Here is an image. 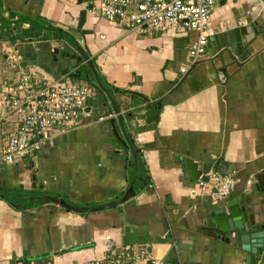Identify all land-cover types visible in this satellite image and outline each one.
<instances>
[{"label":"crops","instance_id":"0c3cea01","mask_svg":"<svg viewBox=\"0 0 264 264\" xmlns=\"http://www.w3.org/2000/svg\"><path fill=\"white\" fill-rule=\"evenodd\" d=\"M97 5L98 0H0V25L8 13L13 20L39 18L74 44L54 36L14 44L0 38V59L8 49L14 52L2 63L4 77L31 72L42 87L67 75L91 88L93 113L51 135L30 161L0 166V264H87L120 250L132 256L139 249L148 251V260L126 258V264H264V253L251 263L233 241H219L206 225L224 204L256 191L264 195V35L250 32L236 56L227 50L212 57L206 53L189 65L193 32L138 34L105 22ZM258 18L264 22L262 0H229L212 10L209 23L218 31L248 27ZM8 27L12 31L13 25ZM76 48L95 77L83 60L71 59L78 57ZM181 68H187L184 76ZM75 72H87V81L74 79ZM97 75L121 93L100 90ZM110 100L141 153L148 186L132 188L121 205L102 211L70 212L36 201L56 198L83 208L125 195L131 186L130 155L113 131L117 122L113 128L109 124L115 120ZM157 106L154 123L146 125ZM146 107H154L152 115ZM1 110L0 103V116ZM128 113L129 121L124 120ZM107 115L111 119L96 122ZM16 119L0 117V144L14 131ZM185 159L200 164L202 176L216 166L225 171L226 196L214 198L208 186L184 178Z\"/></svg>","mask_w":264,"mask_h":264},{"label":"built area","instance_id":"2783aa9c","mask_svg":"<svg viewBox=\"0 0 264 264\" xmlns=\"http://www.w3.org/2000/svg\"><path fill=\"white\" fill-rule=\"evenodd\" d=\"M229 0H98L95 11L101 19L112 25H120L138 34L154 31H190L196 35L195 43L188 50L189 65L206 55V44L214 33L210 26L212 10L220 2ZM13 49L3 52L0 59L1 118L17 115L15 129L0 144V166L30 161L53 134H62L79 119L93 116L92 90L65 75L55 82L38 87L34 73L18 72L15 79L4 77L2 71ZM2 58V57H1ZM3 63V65H2ZM13 71L14 65L10 66ZM187 68L179 70L184 76ZM111 115L97 116L96 122L111 119ZM210 196L220 199L226 196L230 185L227 173L213 172L207 177ZM199 181V180H198ZM145 249L135 250L133 255L120 250L101 260L87 264H126L125 259L148 260ZM148 264H158L153 261Z\"/></svg>","mask_w":264,"mask_h":264},{"label":"water","instance_id":"95a60500","mask_svg":"<svg viewBox=\"0 0 264 264\" xmlns=\"http://www.w3.org/2000/svg\"><path fill=\"white\" fill-rule=\"evenodd\" d=\"M262 1L264 3V0ZM223 4V2H220L219 6H222ZM251 25L254 26L255 22H252ZM257 30L258 29L248 26L232 27L227 30L219 29L218 31H214L213 35L207 40L206 53L209 57H212L216 54L222 53L224 50H227L232 55L236 56V54L240 53V51L243 49L245 44L244 41L246 40L247 35L250 32L256 34ZM5 39H8V37ZM76 52L78 57L76 58L75 56H71V59H75L77 62L83 60V63L91 70L93 76L95 77L89 60L78 48H76ZM244 53H249V50L246 49ZM65 57H67V54H65ZM240 59H242V56ZM79 74L80 72H75L72 74V76L78 77ZM97 86L100 90H102L98 82ZM103 93L106 94L105 92ZM110 105L112 107L113 114L115 115V120H110L109 124L113 128V121L117 122L123 142L127 144L128 140L123 128L122 118L118 114L117 108L111 100ZM158 111L159 110L157 106L156 111L153 113V118L145 121L146 125L154 123V117L158 115ZM129 155L134 165V152L130 151ZM182 167L184 168V178L190 181L199 180L202 183H207L208 178L201 175L200 164L194 163L190 159H185L182 160ZM34 180L35 174L32 173L30 177L32 188L34 187ZM259 194V191H256V193L246 194L247 197L241 201H239L237 198L235 202L232 201L224 204L223 207L218 208V211L212 215L206 223L207 227H209V230L214 235H217V239L219 241L224 243L233 241L234 247L245 253L247 261H251V263H253L254 257L261 258L262 254L264 253V195L259 197ZM132 195L133 190L130 186L127 188L125 195L118 202L83 208L69 206L56 198H36V201L50 203L70 212L102 211L121 205ZM257 205L261 207H258ZM248 207H250V210Z\"/></svg>","mask_w":264,"mask_h":264},{"label":"trees","instance_id":"16d2710c","mask_svg":"<svg viewBox=\"0 0 264 264\" xmlns=\"http://www.w3.org/2000/svg\"><path fill=\"white\" fill-rule=\"evenodd\" d=\"M13 18L14 17L12 13H8V17L2 20L1 25H0V38L1 39H3L4 37H8L9 41L11 39H14L15 41H18L19 43H24V42H31V41L49 40L53 36L55 39V37L58 36L56 38L64 39L65 41L69 42L68 44L74 45L73 39L67 38L66 33H63L61 30H58V29H49L45 27L43 24V20L39 18H35V19H28V18L17 19L16 18L14 20ZM9 24L13 25L12 31L9 30V27H8ZM23 24H27L28 26L26 28H22ZM88 76L89 75L86 72V73L80 74L78 77L74 76V79L87 81ZM97 81L100 83L101 87L108 95H111V94L119 95V93H121L118 90H110L109 88H107L103 79L98 75H97ZM93 86L96 88L95 85ZM145 109H147L146 112L148 114L150 113V115H152L154 111V107H151V108L146 107ZM131 119H133V116L130 113L126 114L124 117V120H127V121ZM123 128L125 130V135L128 140L127 144L123 142V138L117 126H114L113 131L115 132L117 140H119L121 144L123 143L122 144L123 150L128 153L130 151H133L135 154L134 165H133V161L131 159L129 160L131 167L128 168L127 170L129 174L128 183H131L133 190H141L145 188L146 186H148L149 178L144 168V163L141 160V153L139 149L134 145L130 134L127 132V129H125L124 126ZM219 166L221 165L219 164ZM215 172L219 173L220 175H224L226 173L225 171L221 170L220 167L218 166H216Z\"/></svg>","mask_w":264,"mask_h":264},{"label":"flooded vegetation","instance_id":"af4514ba","mask_svg":"<svg viewBox=\"0 0 264 264\" xmlns=\"http://www.w3.org/2000/svg\"><path fill=\"white\" fill-rule=\"evenodd\" d=\"M254 22H255V25L254 26L251 25L250 27L254 28V29H258L257 33H262L264 35V22H263V19L262 18H258Z\"/></svg>","mask_w":264,"mask_h":264},{"label":"rangeland","instance_id":"374dc122","mask_svg":"<svg viewBox=\"0 0 264 264\" xmlns=\"http://www.w3.org/2000/svg\"><path fill=\"white\" fill-rule=\"evenodd\" d=\"M55 39H56V37H55ZM10 42H11L12 44L16 43V41H15L14 39H11Z\"/></svg>","mask_w":264,"mask_h":264}]
</instances>
